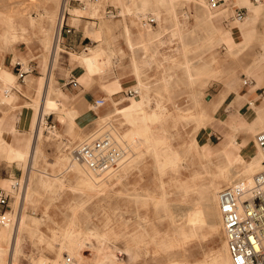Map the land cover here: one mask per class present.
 <instances>
[{
	"label": "bare ground",
	"instance_id": "1",
	"mask_svg": "<svg viewBox=\"0 0 264 264\" xmlns=\"http://www.w3.org/2000/svg\"><path fill=\"white\" fill-rule=\"evenodd\" d=\"M112 1L121 7L120 16L122 19L120 20V25L122 26L125 42L129 45V49L132 52V44H135V42L133 35L130 33L129 25L134 26L136 23H134L133 20L127 23L125 21V15H133L139 18L140 14L144 15L149 10H153L158 22L161 21L162 15H166L167 20L169 19L171 22L169 26L166 24H158L157 32L152 33L150 27L140 24L137 25V27L139 26L141 30L136 34V37L141 36L142 32H146L147 34H150V36H155L154 38L157 43V37L161 28L171 30L174 40L178 39L182 41V44H176L175 52L184 57L182 61H175L174 59H171V65H174L175 67L178 66V68L184 72L185 79L190 88L199 87V90H194L187 96L188 100L191 102V108L186 109L188 114L181 113L183 110L176 109L179 112L173 115L163 106L159 96H156L157 98L155 100L151 98L150 86L140 79V72L143 67L138 66L136 63H132L131 73H133L135 81L129 88L135 90L136 94L130 98H121L120 105L115 107L113 106V115L118 116L127 125H131L136 120L141 122L139 125L131 127L136 129L137 134L144 142V150L142 151V154H148L152 164L155 165L161 173L169 171L175 173L180 168L187 167L185 162L187 160L186 155L188 151H192L194 153L198 160V164L200 165V170H196L193 176H191L192 180L186 181L181 185L184 194L188 192L190 189L189 187L198 188L197 193L199 198L187 211L184 219L187 227H180L177 238L168 237L167 235L160 238H157L156 236H148L150 241L159 239V241H155V243H158L160 248L167 251L176 247L178 242L201 235L198 231H200L204 226H207L209 230L219 228L221 220L217 205L218 192L223 187L233 184H241L244 188L250 187L253 175L261 168L263 153L253 141L255 134L264 129V97L258 98L255 96L254 99L251 100L247 98V94L251 93L256 87L264 85V44L261 45V51L258 54H253L252 60L242 68L245 73L246 81H252L250 84H244V82L241 81L237 83L235 87H232V85H228L224 82L216 93H214L211 97L206 98L207 95H202V89H204L211 80L217 77L215 75V69H213L217 56L212 49V47L217 46V44H212L211 41H224L226 43L224 55L231 58L238 56L241 51L250 45L248 34L238 32L236 35L232 28L227 30L225 33L214 34L212 38L213 40L203 44L205 46V52L208 53L207 60H202L203 58L199 55L197 57L199 62L195 63L192 59L187 58L186 50L189 47V44H186V42L189 35L183 31L185 25L180 22L177 17V6L181 2H188L190 0ZM192 1H194L197 6V10L194 14L195 22L208 24L210 17L218 8L211 9L206 0ZM233 6H244L246 7L249 15H251L249 18H244L243 21H234L233 26L238 29L258 17L262 10H264V3L258 2L257 4H252L251 0H235ZM100 7V2H98L97 7L93 11V16L97 18L100 17ZM74 12L78 13L76 10H74ZM52 15V13L47 11V16L45 17L52 21ZM6 21L7 26L4 31L0 32V44H16L19 41H23L25 44H28L26 35L29 28L37 27L40 31L44 30L43 21L36 20L30 16L22 18L20 23L16 22L15 19L11 17H8ZM113 26L116 25L108 24L104 21H101L98 25L103 37H105L106 34L110 36V32L114 28ZM43 32L45 34L42 42L44 44H53L54 36H58V30L56 31L55 29L53 36H50L45 30ZM109 38H103L98 44H110ZM60 39L61 36L59 35L57 37L56 44H59ZM11 50L12 49H10V51ZM52 52L54 53V58L51 61V71L57 66L59 46L57 45L55 50ZM152 57L153 56L151 55L150 62H154ZM172 57L173 54H170L168 58ZM71 58H73V55H71ZM99 58L101 60L98 62L97 59ZM77 62L83 69L86 70L88 76L97 74L98 78L101 79L102 82L106 81L108 78H114L115 87L108 89L105 86H102L104 93L106 92L108 95H112L114 90L117 92L121 91V89L123 90L120 81V74L112 73V68L114 66L101 47L96 46L89 48L88 53L82 55L81 58H77ZM169 69H171V67ZM235 69L236 68H233L229 71L232 72ZM7 76L13 79V76L10 73H8ZM171 79V77L166 79L163 78L161 85L156 88L157 93L169 90ZM244 91L247 93H244ZM230 93L234 95V98L229 107H226V113H223L220 117L216 118L215 114L220 108L224 107L223 101ZM52 94H54V96H52ZM65 96L68 95L65 94ZM258 99L260 102H253ZM153 103L154 106L151 107V104ZM243 105L253 110V116L249 117L250 119H246L241 114L240 110ZM46 113H53L59 122L57 126H55L54 134L52 135L53 139L56 137V139H58L62 134L75 136V138L80 135L77 130H74V119L77 113L74 109L66 108L60 89L54 90L50 85L45 97L42 114L45 115ZM224 114L226 115L225 117ZM34 117L35 116H33V120ZM185 118H192L194 120L195 134L191 139L190 148L188 150H184V152H180L179 150L173 148L170 143L173 137L170 129L174 128L179 120ZM40 119H42L40 127L37 129L36 123L34 128V134L38 136L36 146L34 148L35 159L41 152V144L43 140L50 138V136H44L42 128L43 118L40 117ZM170 122L171 124H169ZM44 126L48 131L53 129L52 128L50 130L46 123H44ZM207 127H210L212 130L220 134L219 142L217 144H208L204 142L203 135L201 137L198 136L197 132L201 128ZM241 133L245 135L249 134L253 137V141L251 142L252 150L246 153V155H242V151L248 145L249 141L243 137L240 138ZM1 150L2 153L8 156L7 158L16 161L20 166L22 165L24 171L26 161H20V159L24 158L26 153L30 151L28 147L21 151L8 147L5 144V146H2ZM135 157L136 156H133L134 160L132 161L131 166L133 165L139 167V156ZM213 159L218 160V165L215 166L216 173L211 172L207 166L209 163H212L211 161ZM51 166L54 171H57L56 175H47L46 173L39 171L40 173H34L31 175L28 174L27 176V170H25L23 172L25 173L24 185L22 191H19L17 195L12 191V180L4 179L0 181L1 185L5 187V189L8 188V190L3 188H0V190L7 194H11L10 199H12L14 194L15 199L10 205L11 208L0 214V264H18V259L22 255V245L24 241L27 240L30 241V243L37 245L45 244L48 248H52L53 245H56L57 250L55 259L57 260H55L53 264H56L59 261L58 259L64 254L71 256L79 264H83L81 250L84 246L87 248H95L96 258L94 264H107L108 260L102 251V246L105 242H108L111 237H114L113 234L117 233L112 230L101 231L98 228L89 229V235L97 241V244L96 246L92 243L87 245V242L83 241V235H87L88 233L82 234L81 237L79 236L81 229L76 221V211L83 206L85 201L99 198L114 191L116 186L120 185L122 181L127 178L129 167L124 166L114 177L108 178L107 180H100L94 177L83 165L71 160L70 158H58L53 162V164H51ZM204 174L210 175L211 177L206 183H200L198 185L197 182L203 180L202 176ZM161 186L163 187V182ZM40 189L42 191L49 192L51 194V198H58L61 192L71 196L72 200H74V197L76 196L81 197V203H76L75 201L72 202L70 205L72 214L67 218L64 225L54 231L53 235L50 237H46L39 230L38 226L40 220L29 216L26 211L28 205L36 200V196L39 195ZM83 197H85V201H83ZM135 199H140V196L136 195ZM152 199L153 196H144V201H152ZM205 202L212 203L217 223H210V221H208V215L204 210L206 207L203 205L206 204ZM159 204L165 209L166 216H168V206L166 204L164 194H162L156 201V205ZM153 232L156 233L154 230ZM127 233H129V231ZM146 237L147 231H145L143 227L137 225V227L131 230L128 236L125 237L126 241L124 246L122 245L124 254L137 256L138 249L146 241ZM91 238L89 239L88 236L86 239L91 240ZM30 262L31 264H49V261L40 255L30 259ZM111 264H113V261ZM168 264L178 263L176 261H169ZM197 264H232L226 242L224 241L223 243V253L214 255L210 261L204 260L203 262Z\"/></svg>",
	"mask_w": 264,
	"mask_h": 264
},
{
	"label": "rangeland",
	"instance_id": "2",
	"mask_svg": "<svg viewBox=\"0 0 264 264\" xmlns=\"http://www.w3.org/2000/svg\"><path fill=\"white\" fill-rule=\"evenodd\" d=\"M94 1L96 0H66V6L68 7V2L80 9L84 8V10H82L83 14L81 15L86 16V25L89 27L92 26L94 28L99 25L101 21L107 22L108 24H120V20L122 19L121 16L116 18H108L105 16L106 9H116L117 11H119V14L121 12V7L118 4H115L112 0H97L101 5L100 17H96V19L90 20L89 18L91 16H89L86 12L90 9V6L94 5ZM59 3L60 0H0V27L7 26L6 19L8 17L15 19V16L19 17L23 15V18L32 16L36 20H42L44 23L43 29L47 31L50 36H53L56 28L57 15L53 13L52 21L48 20L45 15H47V11H56L58 9ZM193 3L194 1L190 0L188 2H181L177 6L178 20L186 25L187 28H190L195 23L194 14L197 10V6L195 5V3ZM147 13L144 15H140H150L153 18L155 17V25H147L148 27L158 26V24H166L167 26H169V24L171 23L169 19L167 20L166 15H162L161 21L158 22L153 10H149ZM131 20L136 23L135 26L141 24L139 23V18L133 15H125V21L127 23ZM198 28L200 30L199 43L189 44V47L186 50L187 58L192 59L196 63L199 62V59H197V57L199 55L202 57V55L205 53V46L203 44H205V37L207 38L205 32L201 33V24ZM203 29L205 30L206 28ZM43 31H40V29L37 27L29 28L26 35L28 44H44L42 42L45 34ZM99 36L101 38L102 32L99 33ZM16 44L25 43L23 41H19ZM8 46H13L14 48V44H0V52H5ZM50 47L51 45L49 44L45 48L46 54L50 52ZM174 48L175 46L171 48L170 52L168 51V56H161L163 58H160L161 63L156 62L152 64V66H150L149 71L151 73L152 79L150 81L144 80L143 82L150 86L151 98L155 100L157 98L156 96H159L163 106L167 108L173 115L179 112L176 109L183 110V112L181 111V113L188 114V111H186V109L191 108V102L188 100L187 96L190 92L199 90V87L190 88L185 79L184 72L180 68H178V66L175 67L174 65H171V59L179 61H182L184 59V57L179 54L173 56L172 58H168L169 55L174 52ZM88 51L89 50H87L85 53H88ZM251 53H254V47H248L247 50L241 53V56H245L246 60L250 61ZM157 56L158 54L154 59L156 61H159V58H157ZM164 60H166V63L162 64ZM202 60H207V58L203 57ZM229 61L230 65H228ZM170 67L171 69H169ZM239 67L240 64H238V57H231L228 59L217 57V60L213 65V69H215V75L217 77L211 80L207 84V86L202 89V95H207L206 98L211 97L220 89L224 82H230L231 85L235 82L239 83L243 81L240 79H243L245 73L243 74L242 71L238 72L240 79L236 74V69H238ZM233 68L236 69L230 72L229 70ZM168 77L172 78L170 80L169 90H164L163 92L161 91L157 93L156 88L161 85V82H163V78L166 79ZM127 90L129 89L124 88L123 91ZM121 98L122 95L119 94L118 99ZM75 102H77V99L74 100L73 103ZM153 106L154 103L151 107ZM113 110L114 107L111 111L102 114V117H100L94 124L86 128L84 131L81 129L82 131H80V135L76 136V138L75 136L62 134L58 139H56L57 137L53 139L52 135L54 134V130H52V132L48 131L50 139H44L41 144L42 151L40 152V154L42 155V159L40 161H37V156L34 162H32L30 175L40 172H44L47 175H56L57 171H54L52 169L51 163L58 158L69 159L70 156L67 154V151H64V149L66 147L70 148L73 144L81 141L102 122L108 120V118L113 115ZM222 114L223 111L220 110L215 114V117H220ZM54 117L57 120L55 115ZM114 119L119 125L123 126L124 131L136 132V129L131 126L139 125L141 123L139 120H136L131 125H127L118 116H115ZM169 124H171V122ZM194 126L195 122L192 118L179 120L176 123V126L170 129L171 135L173 136L170 141L172 147L179 150L180 152L188 150L190 148L191 139L195 134ZM51 129L52 127L50 128V130ZM205 133H209V143L211 145H215L219 142L218 140L220 138V134L217 132V134L211 132V129H208V127L201 128L197 132L199 137H201ZM242 137L249 141L248 145L242 151V155H246V153L252 150L251 142L253 141V137H251L249 134L245 135L241 133L240 138ZM135 156H139V167L133 165L131 166L132 161L134 160V158L132 157L125 165L129 167V173L127 178L120 184L121 186H116L114 191L99 198L85 201V197H83V201L85 202L83 203V206L76 211V221L81 229L79 236L81 237L82 234H87L89 229L94 228H98L101 231L112 230L116 232L117 234H113L114 237H111L109 241L105 242L102 246V251L104 252V255L108 260L107 264L112 263L111 249L113 247H119L122 249L126 241L125 237L128 236L130 231L135 229L137 225L143 227L145 231H147L146 241L138 249L137 256L127 254L126 260L122 264H168L169 261H176L178 264H197L203 262L204 260L210 261V259L214 255L223 253V243L225 240L221 225L219 226V228H216L214 230H209L207 226H204L200 231H198L201 235H197L190 239L178 242L176 247L167 251H164L158 246V243H155V241L158 242L159 239L150 241L148 236H156L157 238H160L167 235L168 237L177 238L180 227H187L184 220L186 213L191 208L193 203L198 200L199 195L197 193L198 188L196 187H189L190 189L188 190V192L184 194L181 185L186 181L192 180L191 176H193L196 170H200V165L198 164V160L194 153L192 151H188L186 155L187 160L185 162L187 167L180 168L175 173L170 171L161 173L156 168V166L152 164L148 154H142L141 152V154L139 153ZM211 162L212 163H209L207 166L209 167V170L211 172L216 173L215 166L218 165V160L213 159ZM23 172L24 171L22 170V173ZM210 177V175L204 174L202 176L203 180H200L199 182H197V184L199 185L200 183H206ZM16 179L19 180L20 186L18 190L12 191L17 195L19 191H22L25 180V173H23L18 178H9V180L12 181H15ZM162 182L163 187L161 186ZM0 188L5 189V187L1 185V182ZM5 190H8V188H6ZM162 194H164L166 204L168 206V216H166L165 209L160 204L156 205V201ZM136 195L140 196V199L136 200ZM50 196L51 194L49 192H45L40 189L39 195L36 196V200L28 205L26 210L29 216L35 217L40 220L38 228L46 237L52 236L54 231L64 225L67 218L72 214V209L70 207L72 202L75 201L76 203H81L80 196H76L74 197V200H72L71 196L67 195L64 192H61L58 198L52 197V199ZM144 196H153V199L152 201H144ZM9 198H11V196ZM12 201L13 199H10V205ZM205 203L206 204L203 205L204 207H206L204 208V210L208 215V221H210V223H217V218L214 215L212 203ZM153 230L156 233H154ZM128 231L129 233H127ZM88 236L90 239L91 236L89 235V233L87 234V237ZM90 242L93 245L95 244L94 246H96L97 244V241L93 238H91ZM84 247L81 250V255L83 258L82 263L94 264L96 258L95 248ZM21 249L22 255L18 259V264H31L30 259L39 255L43 256V258L49 261V264H53V262L57 260L55 259L57 250L56 245H53L52 248H48L45 246V244L37 245L30 243V241L27 240L24 241ZM61 259L62 257L58 259L59 261L57 263H59Z\"/></svg>",
	"mask_w": 264,
	"mask_h": 264
},
{
	"label": "crops",
	"instance_id": "3",
	"mask_svg": "<svg viewBox=\"0 0 264 264\" xmlns=\"http://www.w3.org/2000/svg\"><path fill=\"white\" fill-rule=\"evenodd\" d=\"M206 1L211 9H218L210 17L208 24L195 22L190 28H187L186 25L184 26L183 31L189 35L186 44L199 43L200 30L198 27L200 24L202 27L201 33L205 32L207 36V38L205 37V42L213 40L212 38L214 34L225 33L232 28L236 35L238 32L248 34L250 44L248 47H254V53H251V61L253 54H258L262 49L261 45L264 44V10H262L258 17L238 29L233 26L234 21L237 20L234 15L236 12H242L244 14L243 18L238 21H243L244 18L251 17L246 7L233 6L235 0ZM97 2V0L94 1V5L90 6V9L86 12L91 16L89 18L90 20L96 19V17L93 16V11L97 7ZM258 2L264 3V0H251L252 4H257ZM67 4L68 7L66 6V0H60L56 11H48L49 13H55L57 15L55 29L56 31L58 30L57 35L61 36L59 44H56L58 36H54L53 44H50L51 47L48 54H46L45 48L49 44H14V48L13 46H8L5 52H0V181L12 177L18 178L23 174L22 165L20 166L16 161L7 158L8 156L2 153V146H5L6 144L8 147L21 151L27 147L30 149V151L26 153V156L20 159V161H26L24 171L27 170L28 176V174H30V169H32V162H34L35 159L34 148L38 137L34 134L36 123L38 129L42 121L40 117L43 118L42 125L44 128H42L45 137L49 136V132L45 129L44 123H46L48 128L52 127V130H54L55 126L59 123L55 119L53 113L42 114L49 85L54 90L60 89L66 108L74 109L77 113L74 119V130H78V133H80V131H84L86 128L94 124L100 117H102V114L111 111L113 106L120 105L118 95L121 94L123 98L124 95L122 92L124 88L131 90L129 87L135 81L133 73H131L132 63H136L138 66L143 67L141 69L142 73L140 72V79L142 81H150L152 78L149 68L152 64L156 62L161 63V56H168V51L170 52L173 46H175L174 52H172L173 56L178 55L175 52L176 44H182V41L178 39L174 40L172 31L167 28H159L160 33L157 37L156 43L155 36H150V34H147L146 32H142L141 36L136 37V34L140 32L141 28L135 25H129L130 33L133 35L135 42V44H132V52L129 49V45L125 42L122 26L120 24H115L116 26H113L115 29L113 28L110 36L106 34L105 37L102 35L100 38L99 33H101V31L99 30L98 25L94 28L86 25L87 18L86 16L81 15L83 14L82 10H84V8L80 9L68 2ZM74 10L78 13H75ZM107 10L113 11L115 16L108 17L106 15ZM105 16L108 18H116L119 17L120 14L116 9H106ZM22 18L23 15L19 17L15 16V21L20 23ZM203 28L206 29L204 30ZM4 29L5 27H0V32L4 31ZM150 29L152 30V33H156L158 26L150 27ZM103 38H109L110 44H98ZM211 43L217 44V46L212 47L213 52L216 53L217 57L223 59L230 58L224 55L226 48V43L224 41L213 40ZM57 45L59 46L57 56L58 65L51 71V61L54 58V53L52 51L55 50ZM96 46L101 47L105 55L110 58V61L114 66L112 68V73L120 74V81L123 90L121 89V91L118 92L114 90L112 95H108L106 92L104 93L102 86H105L108 89L115 87L114 78H108L106 81L102 82L97 74L88 76L86 70L78 64L77 58H81L82 55L86 54L85 52L89 50V48ZM248 47L243 51L247 50ZM9 48L12 50L10 51ZM243 51L235 57H238V64H240V67L236 69L238 78V72H243L242 67L250 62L246 60L245 56H241ZM157 54L159 61L154 59ZM71 55H73V58H71ZM151 55L153 56L152 59L154 62H150ZM203 57L208 58V53L205 52L202 55V58ZM100 60V58L97 59L98 62ZM165 63L166 60L162 62V64ZM228 65H230V61L228 62ZM8 73L13 76V79L7 76ZM240 80H243L244 84H250L252 82L246 81L245 75L243 76V79ZM237 83L235 82L234 84H231L232 87H235ZM227 84L230 85V82H227ZM244 93L247 92L244 91ZM65 94L68 96H65ZM52 96H54V94H52ZM255 96L258 98L264 97V85L256 87L251 93L247 94V98L251 100H253ZM233 98L234 95L232 93L228 94L223 101L224 107L220 108L218 111L222 110L223 113H226V107H229ZM76 99L77 102L73 103ZM100 101L102 104L98 106L96 103ZM253 102L258 103L260 100L258 99ZM240 112L246 119H250L249 117L253 116V110L247 108L245 105L242 106ZM33 116H35L34 120ZM225 116L226 115L224 114V117ZM114 117L115 115H111L108 120H112L118 129L124 130L123 126L119 125ZM208 129L211 128L208 127ZM211 132L216 133L212 129ZM203 138L204 142L210 144L209 133L203 134ZM41 156V154L38 155L37 161L42 159ZM51 164H53V162ZM12 199L13 201L15 200L14 195L12 196ZM9 208L10 198L5 206H0V214Z\"/></svg>",
	"mask_w": 264,
	"mask_h": 264
},
{
	"label": "built area",
	"instance_id": "4",
	"mask_svg": "<svg viewBox=\"0 0 264 264\" xmlns=\"http://www.w3.org/2000/svg\"><path fill=\"white\" fill-rule=\"evenodd\" d=\"M108 17H114L111 10ZM241 20L242 12L235 13ZM142 25H153L152 16H139ZM21 75V74H20ZM125 98L136 94L135 90L122 92ZM98 106L102 102H97ZM262 151L261 168L253 175L250 187L241 184L223 187L218 192V211L224 240L232 264H264V129L254 136L253 141ZM144 150V142L137 132L118 129L112 120H105L81 141L66 147L69 158L83 165L100 180L116 176L136 154ZM19 180L11 184L12 190L19 189ZM10 195L0 190V206H5ZM83 235V241L91 244ZM87 248V247H86ZM113 264L126 260L123 249H111ZM58 264H79L71 256L64 254Z\"/></svg>",
	"mask_w": 264,
	"mask_h": 264
}]
</instances>
